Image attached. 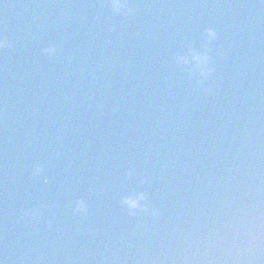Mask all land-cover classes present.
Listing matches in <instances>:
<instances>
[{
  "label": "water",
  "instance_id": "water-1",
  "mask_svg": "<svg viewBox=\"0 0 264 264\" xmlns=\"http://www.w3.org/2000/svg\"><path fill=\"white\" fill-rule=\"evenodd\" d=\"M113 3L0 0V264H264V0Z\"/></svg>",
  "mask_w": 264,
  "mask_h": 264
},
{
  "label": "clouds",
  "instance_id": "clouds-1",
  "mask_svg": "<svg viewBox=\"0 0 264 264\" xmlns=\"http://www.w3.org/2000/svg\"><path fill=\"white\" fill-rule=\"evenodd\" d=\"M120 5L118 3V0H114V3H113V7L115 8H118ZM209 35L211 36V32H209ZM202 59H207L206 57L202 58ZM142 198V197H141ZM133 205H134V202H133Z\"/></svg>",
  "mask_w": 264,
  "mask_h": 264
}]
</instances>
